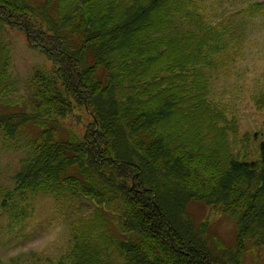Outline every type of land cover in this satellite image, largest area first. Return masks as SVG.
Returning <instances> with one entry per match:
<instances>
[{"label": "trees", "instance_id": "16d2710c", "mask_svg": "<svg viewBox=\"0 0 264 264\" xmlns=\"http://www.w3.org/2000/svg\"><path fill=\"white\" fill-rule=\"evenodd\" d=\"M0 24L53 65L32 75L31 113L0 116L8 149L40 129L3 206L68 192L91 203L71 264H245L249 242L264 246V141L259 162L235 156L236 130L212 94L230 27L220 32L190 0H0ZM78 113L91 121L65 138L57 126ZM196 202L235 223L233 248L211 247L190 215Z\"/></svg>", "mask_w": 264, "mask_h": 264}, {"label": "rangeland", "instance_id": "374dc122", "mask_svg": "<svg viewBox=\"0 0 264 264\" xmlns=\"http://www.w3.org/2000/svg\"><path fill=\"white\" fill-rule=\"evenodd\" d=\"M44 1L33 0L35 5ZM190 1L199 15H204L220 32L230 27L232 36L223 37L230 45L223 49L222 61L211 69L213 99L236 130L229 137L233 154L240 155L243 161L259 162L264 111L257 108L256 101L264 96V12L248 18L245 10L254 3L264 6V0ZM52 66L44 54L29 44L26 34L0 24V72L7 69L0 89V116L31 113L32 75L36 69L50 70ZM90 121L78 113L57 127L67 138L69 131L83 134ZM39 133L40 129L33 126L22 129L15 141L20 144L18 150L8 149L6 134L0 132V264H71L74 229L80 219L94 211L91 203L70 192L62 196L29 194L26 201L8 200L9 207L3 206L6 195L13 192L15 176L31 152L26 145L36 140ZM250 135H258L259 139L245 142ZM189 212L196 226L206 225L213 249L219 243L224 248L234 247L237 232L229 217L198 202L190 205ZM248 248L245 264H264V246L249 242Z\"/></svg>", "mask_w": 264, "mask_h": 264}]
</instances>
